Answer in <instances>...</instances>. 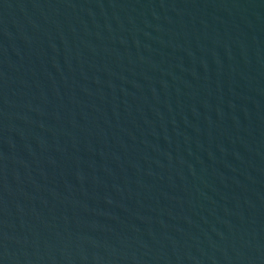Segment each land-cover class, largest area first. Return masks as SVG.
<instances>
[{
	"label": "water",
	"instance_id": "95a60500",
	"mask_svg": "<svg viewBox=\"0 0 264 264\" xmlns=\"http://www.w3.org/2000/svg\"><path fill=\"white\" fill-rule=\"evenodd\" d=\"M0 264H264V0H0Z\"/></svg>",
	"mask_w": 264,
	"mask_h": 264
}]
</instances>
